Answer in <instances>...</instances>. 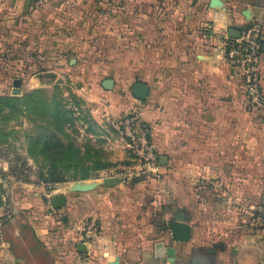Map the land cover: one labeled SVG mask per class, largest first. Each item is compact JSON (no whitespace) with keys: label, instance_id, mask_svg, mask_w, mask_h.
Segmentation results:
<instances>
[{"label":"crops","instance_id":"0c3cea01","mask_svg":"<svg viewBox=\"0 0 264 264\" xmlns=\"http://www.w3.org/2000/svg\"><path fill=\"white\" fill-rule=\"evenodd\" d=\"M156 1L171 5V0ZM139 2L151 8L154 0H0V29L6 38L15 34L58 56L76 49L72 33L100 23L108 6H114L120 27H134L138 18L131 8ZM190 6L197 8L193 16L179 15L175 29L165 26L160 60L147 61L160 77L153 73L145 81V103L118 95L115 81L111 91L95 92L101 102H112L99 118L120 120L132 109L144 116L143 127L163 163L160 178L143 186L108 187L102 184L108 178L101 176L67 183V235L88 236L90 227L82 225L87 218L101 222L91 241L75 244L54 237L56 211L48 210L40 189L1 185L0 215L9 217L0 237V264H33L29 259L42 251L48 264H112L116 259L118 264H170L154 258V245L168 242L153 224L156 214L166 226L183 216L191 229L189 242L166 243L175 249L177 264H189L196 248L211 250L215 264L264 260V223L255 211L264 206V113L246 107L242 82L225 57L230 30L264 22V0H218L214 6L212 0H191ZM192 21L200 28L187 29ZM259 70L264 89V26ZM91 98L88 93L81 99L89 104ZM79 244L85 253L77 251Z\"/></svg>","mask_w":264,"mask_h":264},{"label":"rangeland","instance_id":"374dc122","mask_svg":"<svg viewBox=\"0 0 264 264\" xmlns=\"http://www.w3.org/2000/svg\"><path fill=\"white\" fill-rule=\"evenodd\" d=\"M190 5L191 0H171L169 6H161L154 0L149 8L139 2L131 8L136 9L138 21L134 27L123 24L122 30L115 22L114 6H108L100 23L83 28L79 34L72 33L77 36L76 49L58 56L46 53L48 50L43 46L28 45L15 34L6 38L0 29V98L8 100V105L0 102V186L6 188L9 184L11 190L14 186L40 189L48 210L56 211L55 238L68 239L71 244L86 243L92 240L101 223L93 218L83 221L82 225L90 227L93 236H87L86 232L84 237L67 235L65 204L55 209L51 203V198H65L67 183L86 174H90L89 178L103 174L120 179L116 176L133 165L126 142L111 129L110 119L99 118L112 102L109 99L101 102L95 92H101L103 80L111 79L117 83L118 95L140 105L145 103L147 97L137 99L132 93L133 87L137 83L145 84L154 73L147 61L161 56L165 26L175 29L181 24L177 20L179 15L193 16L197 8ZM165 15L170 17L168 22L162 19ZM200 24L192 21L186 26L199 29ZM47 74L52 76L45 77ZM154 76L160 77V70ZM17 80L21 82L19 86H15ZM88 93L92 97L89 104L81 99ZM133 113L132 109L122 118ZM144 120L141 115L138 122L143 126ZM131 182L141 186L146 183L139 179ZM121 183L130 185L126 180ZM46 193L50 198L44 196ZM8 217L0 215L3 227ZM153 224L158 228L163 225L157 214ZM28 238L36 237L28 234ZM166 243L176 244L170 240ZM152 252L153 247L149 245L148 254ZM38 254L39 257L29 260L33 264H48L46 253Z\"/></svg>","mask_w":264,"mask_h":264},{"label":"built area","instance_id":"2783aa9c","mask_svg":"<svg viewBox=\"0 0 264 264\" xmlns=\"http://www.w3.org/2000/svg\"><path fill=\"white\" fill-rule=\"evenodd\" d=\"M263 20H254L240 28L237 39L227 37L225 57L234 75L242 82L246 96V107L258 113H264V89L261 86L259 65L262 56ZM136 113L130 114L120 121L109 120L111 129L125 140L128 152L132 157L133 165L124 173L116 177L126 180L139 179L146 182L150 179H159V154L151 140L150 134L138 122ZM102 178H114L110 175H101ZM125 183V182H124ZM258 216L264 223V206L255 208ZM3 224L0 221V237ZM92 232L88 234L91 236ZM264 264V260L259 263Z\"/></svg>","mask_w":264,"mask_h":264},{"label":"water","instance_id":"95a60500","mask_svg":"<svg viewBox=\"0 0 264 264\" xmlns=\"http://www.w3.org/2000/svg\"><path fill=\"white\" fill-rule=\"evenodd\" d=\"M218 0H212V5H216ZM243 15L248 17V11H244ZM240 36V27L236 30H230L228 34V38L237 39ZM52 75L47 74L45 77H50ZM20 81L17 80L15 82V86L20 85ZM101 86L104 90L110 91L114 87V82L111 79H105L102 81ZM133 95L137 99H145L148 94V87L143 83H137L133 87L132 91ZM162 162L160 160L159 165L162 166ZM121 183V179L116 178H108L102 181L104 186L113 187ZM81 190L88 189L87 187H79ZM65 204V198L60 197L57 200L52 201V206L55 209H60ZM167 239L175 242V243H187L190 240L191 229L190 227L184 223L183 216H176L170 222L167 223ZM220 247L219 245H215L214 248ZM77 251L80 253H85L86 248L84 244H79L77 246ZM154 258L157 260H167L170 264L175 263V249L171 246H167L165 241H160L154 245ZM112 264H118V262H114ZM189 264H215V255L209 249H194L192 252L191 260Z\"/></svg>","mask_w":264,"mask_h":264},{"label":"trees","instance_id":"16d2710c","mask_svg":"<svg viewBox=\"0 0 264 264\" xmlns=\"http://www.w3.org/2000/svg\"><path fill=\"white\" fill-rule=\"evenodd\" d=\"M158 1H160V0H158ZM246 24H248V23H246ZM245 24V25H246ZM0 102H1V104H3V105H8V100L7 99H3V98H0ZM10 172H12V167H10ZM90 177V174H86V175H84V176H82L81 177V179H79V180H86V179H88ZM79 180H77V181H79ZM149 181V180H148ZM146 182V181H145ZM132 184H130V183H127V184H130V185H134L133 184V182H131ZM161 231H163V236H164V238L165 239H167V228H166V225L165 224H163V225H161V227L159 228Z\"/></svg>","mask_w":264,"mask_h":264}]
</instances>
